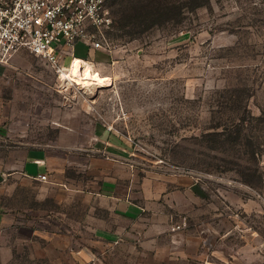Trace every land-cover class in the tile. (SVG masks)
Masks as SVG:
<instances>
[{
    "label": "rangeland",
    "instance_id": "374dc122",
    "mask_svg": "<svg viewBox=\"0 0 264 264\" xmlns=\"http://www.w3.org/2000/svg\"><path fill=\"white\" fill-rule=\"evenodd\" d=\"M106 7L110 48L82 71L25 48L0 63V264H264V0ZM32 148L82 188L70 203L15 171ZM107 177L130 223L105 209L114 187L94 195ZM99 218L129 232L106 239Z\"/></svg>",
    "mask_w": 264,
    "mask_h": 264
},
{
    "label": "built area",
    "instance_id": "2783aa9c",
    "mask_svg": "<svg viewBox=\"0 0 264 264\" xmlns=\"http://www.w3.org/2000/svg\"><path fill=\"white\" fill-rule=\"evenodd\" d=\"M107 1L0 0V63H7L25 48L62 78L68 70L65 58L72 56L71 65L77 44L90 50H109L107 31L113 20ZM36 178L47 181L48 174L39 173Z\"/></svg>",
    "mask_w": 264,
    "mask_h": 264
},
{
    "label": "crops",
    "instance_id": "0c3cea01",
    "mask_svg": "<svg viewBox=\"0 0 264 264\" xmlns=\"http://www.w3.org/2000/svg\"><path fill=\"white\" fill-rule=\"evenodd\" d=\"M100 50H90L85 44L79 43L76 45L74 49V60L77 58L84 59L87 63L85 66H89L88 60L86 58H89L88 54H94L95 52ZM74 60L72 65L74 64ZM71 65V66H72ZM69 67V69L71 68ZM84 66V67H85ZM76 70V69H75ZM82 71V69H81ZM100 73V72H99ZM101 74V73H100ZM102 78H109L108 75H102ZM112 146H116L112 143H110V149L113 148ZM39 149V150H38ZM60 166H62L60 168ZM16 172H19L22 174L21 178L26 179L28 181H38V182H49V184H55L61 188L63 191L62 196L71 202L72 194L74 192L83 191L82 188H74L72 182L69 180L67 176H65V164H61L60 161L55 160L54 158H49L48 154L46 153L45 149L37 148L35 150L34 148L30 149V154H26L25 157H23L22 163L15 168ZM39 173H48L50 176L54 175L56 177H59L58 174H62L61 180L54 181H41L37 179V175ZM52 174V175H51ZM105 178L102 183L96 182L97 184L94 192L96 196L103 197V192L105 193L107 191V188L114 187L116 190L114 194L106 199L107 207L106 210L109 211L111 216H114V218L120 220H125L126 223H130V216H134L138 213V207L130 202L129 197V189H124L123 186L119 185L116 181L113 180V177ZM88 184V183H86ZM125 190V191H124ZM127 190V191H126ZM83 193V192H82ZM91 198H93V196ZM97 198V197H96ZM102 208V207H101ZM6 214L4 217L0 218V226H3L6 224ZM100 224L98 226V231L102 233L105 238L110 237H117L118 234L121 235L126 231L129 232L128 226H120L119 222L116 221L114 224L115 226H109L108 222L103 219L99 218ZM125 229V230H124Z\"/></svg>",
    "mask_w": 264,
    "mask_h": 264
},
{
    "label": "bare ground",
    "instance_id": "6f19581e",
    "mask_svg": "<svg viewBox=\"0 0 264 264\" xmlns=\"http://www.w3.org/2000/svg\"><path fill=\"white\" fill-rule=\"evenodd\" d=\"M72 63H73V61H72ZM72 63H71V65H72ZM86 63L87 62L83 59H76V60H74V64L72 65L71 69H73V70L76 69V71H73V72H78L83 67V65H85ZM91 83L98 84V85H107L110 83V81H109V78H100L97 80H91Z\"/></svg>",
    "mask_w": 264,
    "mask_h": 264
},
{
    "label": "trees",
    "instance_id": "16d2710c",
    "mask_svg": "<svg viewBox=\"0 0 264 264\" xmlns=\"http://www.w3.org/2000/svg\"><path fill=\"white\" fill-rule=\"evenodd\" d=\"M243 136L245 137V139H248L250 137V135H243ZM234 139L236 140V137H234ZM246 142L247 143H251V141H249V140H246ZM260 151L261 150H259V147H254V148L252 147L251 149H249L246 152V154L249 155L248 157L255 158V159L258 160V158H259V156L261 154ZM245 181L249 183L250 182V179L249 178L248 179L246 178Z\"/></svg>",
    "mask_w": 264,
    "mask_h": 264
},
{
    "label": "water",
    "instance_id": "95a60500",
    "mask_svg": "<svg viewBox=\"0 0 264 264\" xmlns=\"http://www.w3.org/2000/svg\"><path fill=\"white\" fill-rule=\"evenodd\" d=\"M4 180V176L0 173V181Z\"/></svg>",
    "mask_w": 264,
    "mask_h": 264
}]
</instances>
